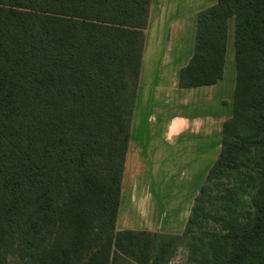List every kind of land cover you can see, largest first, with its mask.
<instances>
[{
  "label": "trees",
  "instance_id": "trees-1",
  "mask_svg": "<svg viewBox=\"0 0 264 264\" xmlns=\"http://www.w3.org/2000/svg\"><path fill=\"white\" fill-rule=\"evenodd\" d=\"M150 5L0 0V264L13 255L42 264L53 246L56 264H75L71 252L123 234L116 223ZM232 17L234 111L184 234L205 232L210 212L220 213L229 248L221 264H246L264 249V0H218L200 10L179 84L224 77ZM233 172L247 179L226 182ZM225 184L215 200L214 187Z\"/></svg>",
  "mask_w": 264,
  "mask_h": 264
},
{
  "label": "crops",
  "instance_id": "crops-1",
  "mask_svg": "<svg viewBox=\"0 0 264 264\" xmlns=\"http://www.w3.org/2000/svg\"><path fill=\"white\" fill-rule=\"evenodd\" d=\"M217 1L151 0L127 153L128 168L153 167L169 172L171 178L173 171H209L219 157L222 123L226 121L219 114L221 103L231 98L227 94L232 95L235 88L231 19L224 78L201 87L182 88L179 84L180 70L194 53L197 14ZM170 178L163 187L164 198L169 196L172 202Z\"/></svg>",
  "mask_w": 264,
  "mask_h": 264
},
{
  "label": "rangeland",
  "instance_id": "rangeland-1",
  "mask_svg": "<svg viewBox=\"0 0 264 264\" xmlns=\"http://www.w3.org/2000/svg\"><path fill=\"white\" fill-rule=\"evenodd\" d=\"M230 19L234 28L232 74L235 88L232 95L224 93L231 98H226L221 103L219 112L221 120H227L233 114L237 82L236 20L235 17ZM201 86L204 85H199ZM252 158L257 160L254 154ZM152 168L150 170L128 168L126 165L116 223V231L123 234L117 236L110 246H96L83 252H71L75 264H221L229 248L226 239L222 238L226 234L222 229V223L215 221L220 218V213L210 212L214 219H208L205 232L195 229L194 232L184 234L194 197L209 171L207 169L173 171L170 178L169 172ZM169 178L173 184L172 202L169 201V196L164 198L163 186ZM246 179L245 174L233 172L231 179L226 182L235 184ZM229 186L227 184L215 186V200L218 195L225 194L222 189ZM246 198L249 201L248 195ZM215 200L214 204L219 205ZM249 211L248 207L242 209L245 217L249 216ZM245 220L242 223L246 222ZM215 234L217 235L214 236ZM52 250L42 264H56V246H53ZM263 250L258 248L257 254L246 264H261L258 252L262 255ZM7 264H25V262L19 255H13Z\"/></svg>",
  "mask_w": 264,
  "mask_h": 264
}]
</instances>
